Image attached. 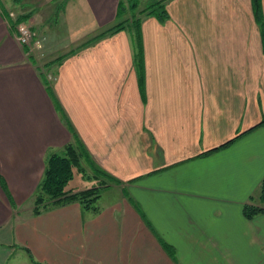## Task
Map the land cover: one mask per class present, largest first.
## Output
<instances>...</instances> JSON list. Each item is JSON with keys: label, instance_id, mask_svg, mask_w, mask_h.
I'll list each match as a JSON object with an SVG mask.
<instances>
[{"label": "crops", "instance_id": "crops-1", "mask_svg": "<svg viewBox=\"0 0 264 264\" xmlns=\"http://www.w3.org/2000/svg\"><path fill=\"white\" fill-rule=\"evenodd\" d=\"M120 1L0 0V264H264V212L245 214L264 206L253 0H166L165 20L120 18ZM22 17L41 48L19 42ZM77 140L118 193L35 215L47 154Z\"/></svg>", "mask_w": 264, "mask_h": 264}, {"label": "trees", "instance_id": "trees-1", "mask_svg": "<svg viewBox=\"0 0 264 264\" xmlns=\"http://www.w3.org/2000/svg\"><path fill=\"white\" fill-rule=\"evenodd\" d=\"M166 0H150L146 3L145 7L137 12L140 7V0H121L119 3V16L123 17L125 14H133V18L138 13H149L155 14L161 20H165L167 17V11L165 9ZM253 6L257 20L262 26L264 33V18L262 13V0H253ZM28 17L18 18L16 21H12L15 26L20 22H24ZM133 26L139 33L140 19L137 18L133 22H129V19L121 20L113 26L105 29L97 36L93 37L88 43L95 41L106 35L117 33L121 30L126 29L129 25ZM137 44L140 47V37L137 35ZM136 66L140 73L143 72V59L142 53L136 54ZM32 58V56H31ZM63 58L60 57L57 61H61ZM33 59V58H32ZM47 88L49 92H52L50 82L46 79ZM85 160L88 162L92 173L90 174L88 169L85 168ZM86 164V165H87ZM75 169L80 170L85 174L88 180H99L101 183L99 186L95 185L91 188L73 192L68 189L69 183L75 176ZM103 179V180H101ZM104 179L112 178L100 169H94L91 162L88 151L86 150L83 143L79 140L72 142L65 146L62 150L54 151L51 150L47 154L46 158V169L44 177L40 182L34 197V214L39 215L42 211L48 207L49 204L65 201V202H79L84 209L98 210L97 202L101 197V187L106 186ZM261 202L264 205V178L261 183ZM264 212V206L247 205L245 206V214L248 218H254L257 214ZM31 260L34 264H42L36 261L32 256Z\"/></svg>", "mask_w": 264, "mask_h": 264}, {"label": "rangeland", "instance_id": "rangeland-1", "mask_svg": "<svg viewBox=\"0 0 264 264\" xmlns=\"http://www.w3.org/2000/svg\"><path fill=\"white\" fill-rule=\"evenodd\" d=\"M146 0H140V7L138 8L137 12H139L140 10H142L145 5H146ZM54 20V19H53ZM52 19L49 20V23H54ZM41 30V28H40ZM45 32V31H42ZM36 37L38 38V35H36ZM40 39V37H39ZM50 45L53 46V49L58 50V51H62V49L64 48V43L62 38L59 37V40H55V39H51L49 40ZM61 53V52H60ZM47 61L49 60L48 56L46 55V57L44 58ZM45 60V61H46ZM85 163L87 164L88 162L85 160ZM84 165L85 168L88 169L89 173L93 175L89 165ZM75 181L73 182V184H77L80 188H86V187H93L95 185L99 186L101 183L99 182V180H88L87 177L85 176L84 173H82L80 170L75 169ZM103 180V179H101ZM104 181L106 182V186L101 187V198L103 200H108L109 198L115 196L118 192L117 189L115 187H110V185L113 183L110 179H104Z\"/></svg>", "mask_w": 264, "mask_h": 264}, {"label": "built area", "instance_id": "built-area-1", "mask_svg": "<svg viewBox=\"0 0 264 264\" xmlns=\"http://www.w3.org/2000/svg\"><path fill=\"white\" fill-rule=\"evenodd\" d=\"M18 40L31 50L37 46L41 48L40 41L36 40V33L27 22H20L17 24Z\"/></svg>", "mask_w": 264, "mask_h": 264}]
</instances>
